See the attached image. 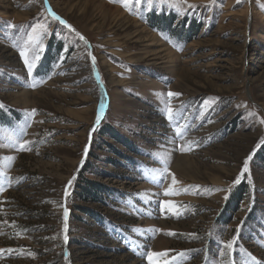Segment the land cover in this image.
I'll use <instances>...</instances> for the list:
<instances>
[{
	"label": "rangeland",
	"instance_id": "rangeland-1",
	"mask_svg": "<svg viewBox=\"0 0 264 264\" xmlns=\"http://www.w3.org/2000/svg\"><path fill=\"white\" fill-rule=\"evenodd\" d=\"M188 2L47 0L87 48L44 0H0V264H147L150 250L184 252L174 264H264V0ZM37 23L49 34L30 77L19 49ZM33 109L31 151L7 147ZM162 161L177 195L163 194ZM86 184L101 194L84 199Z\"/></svg>",
	"mask_w": 264,
	"mask_h": 264
},
{
	"label": "snow or ice",
	"instance_id": "snow-or-ice-1",
	"mask_svg": "<svg viewBox=\"0 0 264 264\" xmlns=\"http://www.w3.org/2000/svg\"><path fill=\"white\" fill-rule=\"evenodd\" d=\"M111 2H115V0H111ZM119 2L125 7V8H131L133 4L139 5L141 4L142 0H119ZM45 5L47 6V0H44ZM154 3L158 4L160 6L164 5H169L172 8L176 9L177 11H183L185 6L187 8H195V5H192L188 2V0H147V6L148 10L152 11L154 10ZM216 4V0H210V3L208 7H211ZM264 7V5H262ZM47 11L49 15L51 16L52 20L58 21L60 25H63L65 28L69 29L71 32L75 33L77 37H79L80 40L85 41V45L87 48H90L91 46L87 43L85 38L79 33L76 32V30L72 27L71 24H69L67 21L63 20L59 15H57L54 11H52L50 6H47ZM11 27L15 28V25H11ZM49 34V25L47 23H37L34 25L31 29V32L27 34V38L24 40L23 46L20 47L19 49V55L23 58V63L27 68V73L31 77L35 69L38 67V63L42 58V53L44 52V39L45 37ZM89 56H91V52L88 53ZM92 60V67L95 69L96 66V61L95 57L91 56ZM43 82V81H41ZM31 87H37L38 85L36 84H31ZM182 95L181 93L177 92H171L169 91L167 93V96L169 98L173 97H178ZM246 107V106H245ZM5 108V105L0 102V110H3ZM166 115L167 119L171 122L173 121V108L169 104L166 109ZM36 110L33 109L30 113H26V119L25 121L20 125L19 127V132L18 136L20 137L17 139L14 143H11L7 145L9 148H17L19 151H31V148L28 147L30 144V141L24 140L23 136L27 134V128L30 126L32 117L34 116ZM104 115V106L101 104L100 106V114L97 115L96 118V124L98 125ZM249 116L255 115V113H248ZM261 123H264V120L260 121ZM187 125H180L179 123L176 124L174 131L176 137H179L180 139L184 138V132L186 131ZM94 130V129H93ZM260 144L264 145V138L260 140ZM87 147L85 148V156L87 155ZM178 150L184 151V145H178ZM188 150H191V145L189 146ZM254 154V153H253ZM5 159L13 161L15 157L13 156H7ZM252 159V154H250L243 162V167L240 170L239 175L236 177L234 180V184H239L245 179V174H249L250 176V168H249V162ZM164 164L163 168V177L166 178L167 175L172 176V184L169 186L164 191L165 196H170V195H177L179 194V190L175 189L173 186L178 184L179 182L176 180L175 175L171 174L168 170L167 167V161H162ZM4 175V174H0ZM153 182L156 184L161 183V178L160 177H153ZM72 181L68 182V186L65 189V197L68 196V188L71 187ZM5 190L3 185H0V192H3ZM161 204V209L165 211H171L173 214L178 215L179 211L176 207V205L168 200H164L160 202ZM68 216L69 212L67 207H64V213H63V220H64V225H63V231H64V241L67 242L68 240ZM145 231H150V230H145ZM143 235V232L141 233ZM169 235H175V233H169ZM239 239V228L237 229V235L234 236L231 240L227 241L226 243L221 241L223 249L226 250V252H221V255H225L228 253H231L235 250V246L237 244V241ZM11 251V250H9ZM147 259V264H174V261L177 260L178 257H183L185 255L184 252H180L177 254V256H171L170 251H147L144 253ZM253 261H255V257H251Z\"/></svg>",
	"mask_w": 264,
	"mask_h": 264
},
{
	"label": "trees",
	"instance_id": "trees-1",
	"mask_svg": "<svg viewBox=\"0 0 264 264\" xmlns=\"http://www.w3.org/2000/svg\"><path fill=\"white\" fill-rule=\"evenodd\" d=\"M166 17L165 16H160L159 20L163 21ZM85 188H83L81 196L85 199H89L90 197H93L94 195H99L101 194V190H97L98 188L96 187V185H90V184H86L84 185ZM102 198V197H101Z\"/></svg>",
	"mask_w": 264,
	"mask_h": 264
}]
</instances>
